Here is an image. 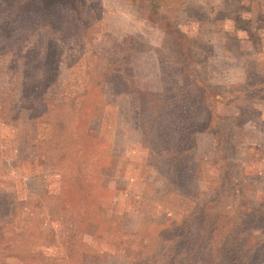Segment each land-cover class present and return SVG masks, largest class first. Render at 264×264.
<instances>
[{
    "label": "rangeland",
    "instance_id": "rangeland-1",
    "mask_svg": "<svg viewBox=\"0 0 264 264\" xmlns=\"http://www.w3.org/2000/svg\"><path fill=\"white\" fill-rule=\"evenodd\" d=\"M90 1L82 0L91 23L86 36L56 42L54 60L41 57L49 49L42 30L30 39L41 56L25 58L19 49L13 55L7 44L0 56V229L4 240L22 239L11 242L13 255L0 264H171L176 247L168 239L176 240L193 217L207 229L203 246L199 240L193 251L236 248L235 257L248 261L264 250V216L244 229L226 217L236 216L242 194L264 204V0H171L178 13L174 25L165 17L169 5L158 15L147 0ZM179 37L186 42L174 40ZM183 48L207 52L216 82L232 85L228 99L215 93L209 100L235 148L232 167L224 166L216 146L220 132L196 131V159L185 179L172 174L170 148L158 151L154 142L163 143L145 128L158 122L165 143L172 136L181 140L182 120L173 112L167 126L172 113L160 103L161 60L174 62L172 52ZM127 61L130 82L116 87L104 80ZM255 69L261 75L247 82L246 73ZM77 171L93 181L104 205L89 197L67 209L55 206L64 173ZM79 205L92 216L103 206L102 223L81 235L75 228ZM195 228L201 239L202 229ZM181 242V250L191 253L193 243ZM198 257L178 264H201Z\"/></svg>",
    "mask_w": 264,
    "mask_h": 264
},
{
    "label": "trees",
    "instance_id": "trees-1",
    "mask_svg": "<svg viewBox=\"0 0 264 264\" xmlns=\"http://www.w3.org/2000/svg\"><path fill=\"white\" fill-rule=\"evenodd\" d=\"M147 1L151 3L150 8L154 14L158 15L162 7L169 5L171 8L166 11L165 17L168 19L169 25H174V19L177 17L176 15H178V13L176 12L177 10L172 7L173 2L171 0ZM88 5L93 7L96 11L99 9L100 12L99 3L97 1L96 3L95 1H90ZM86 7L87 6L82 0H0V56H3L4 53L11 49L14 53L13 55H17L19 52L21 53L20 55L23 57L25 56V58L33 57L34 53H36L35 55L37 56H41V50L38 49L37 44L34 41H30V39L32 36H35L36 31L42 30L47 36L49 49L44 50V56L42 55L41 57L47 60H54L55 54L53 45L56 44V42H59L64 37L76 35L82 37L86 36L87 29L91 25L85 10ZM97 14L98 13H96V15ZM174 40L185 41L183 37ZM130 43H132L131 40ZM6 44L8 48H10L9 50L4 48ZM26 48L29 50L27 51ZM189 50V53L187 52V48L180 49L179 51L177 49L176 53H174V50L172 52L174 55V62H168L165 58H162L161 77L163 80V88L161 96L165 102L160 103L161 105L159 104L162 109H169L172 113V115L169 116L167 126H172L175 117L173 112H175L182 120V124L178 127L182 128L183 133L186 132L189 139L184 137L183 133H180L182 134L180 142H176L177 139L174 138V136H172V138L169 136L168 138H171V140H167V143H165L163 132L160 133L161 127L157 126L159 125L158 122L157 125L154 123L145 124L148 136L152 135V140H160V142L163 143L160 147L158 142H154V146L159 149L158 151L162 152L170 148L169 160L172 166V174L177 176V178L183 177L184 179L187 172L193 167L192 162H195L196 159L198 145L195 135L196 131L217 129L220 132L221 142L219 143L220 145L216 146L221 147L219 155L224 159V166L229 168L232 167V159L235 151L232 142L225 140L226 134H224V127L217 126L216 121L219 122L220 118L218 119L217 115H214V106L209 100L210 95L215 93H217V95L219 93L225 94L227 91V93L233 95L232 85L226 89L222 84L216 82L217 77L213 76V73L216 71L211 70L206 62V60L210 58L207 52L199 51L194 54L191 49ZM161 52L163 53V49H161ZM118 57L119 56H115L112 59H117ZM127 58L130 61L129 56ZM130 63L127 61L126 67L120 66L116 67V70H109L111 73L110 76H108L107 70L101 67L100 71L104 72L105 77L108 76L104 80L112 81L114 85L116 84L117 86L127 84L130 82L129 77L132 76L133 70V68L130 67ZM102 64L104 65V63ZM254 74L261 75L256 69L253 70V72H247L246 76L249 77L247 82L252 81L251 77ZM170 75L173 79L169 78ZM240 82L248 84L246 80H241ZM225 97L228 99L226 94ZM237 117H239L237 120L241 121L240 116ZM218 131H216L217 135ZM174 140L176 143H171L174 142ZM71 144L72 141L66 142L64 151L68 150ZM96 144L97 147H99L100 143ZM67 145L69 146L68 149ZM79 151L80 149H78V152ZM63 180L64 182L62 183L61 189L63 190L62 195L57 199V196L54 194L56 196L55 206H64V208L67 209L72 206V204L70 205L71 201L74 202V205H77L78 202L84 203L89 197L99 200V204L101 203V205H104L96 191V187L93 185V181L89 179V176L84 174L83 171L82 173L81 171L64 173ZM224 180L226 183L228 180L227 177H225ZM229 180H231L230 176ZM186 181H188V179L184 180V182ZM221 183L224 182L221 181ZM242 197V203L240 200L236 216L233 218L228 216L226 218L230 219V221L239 220L242 224L239 228L244 229L245 226L250 225L256 218L259 219V217L264 216V204L258 202L253 196L242 194ZM243 202H246L248 205L251 204V206L244 208L242 207ZM102 207H99V211L92 216L90 209H86L83 205H79L77 225L75 224L78 234L81 235L87 228L89 230L92 226L102 223L100 218L97 220ZM205 209V206L201 209L199 208L197 213L200 212V214H202L203 212L201 213V211L204 210L205 212ZM216 216L211 221L210 226L213 228L210 232L215 230V222H219L220 215L217 216V218ZM204 218L206 217L204 216ZM188 221L189 223L187 226L182 225L179 227V229H181L184 226L185 230L179 231L180 233L176 240L168 239V241L176 247V253L172 258L171 264H178L184 258V261L191 263L194 260L195 254L201 255V257H198L202 261L200 262L201 264H264V250H255V252H252L250 258L246 261L247 263L243 262L242 256H240L241 254L235 257L236 248L227 251L220 250V254H214V249L212 252L203 249L193 251V246L197 249L199 248L197 247L199 246V240H201L203 246V242L206 238L204 231H207V229L205 230L202 228L203 224L197 223L194 217ZM196 225L202 229L203 234L201 239L198 237L199 230L195 228ZM2 230L3 228L0 229V263L5 262L4 259L7 258V255H13L12 245L14 242H16V244L22 242L21 238L17 239L15 236H11L8 240H4ZM182 239L185 240L186 243H193L192 246L190 245L191 247H188L191 249V253L185 254L186 252L181 250L179 241L181 242ZM177 240L179 241L177 242ZM211 240L212 239H208L207 247L210 246ZM257 249H260V247ZM19 256H22V254L20 253Z\"/></svg>",
    "mask_w": 264,
    "mask_h": 264
}]
</instances>
